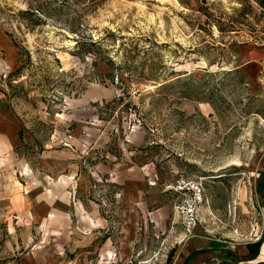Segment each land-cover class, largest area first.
<instances>
[{"label": "rangeland", "instance_id": "obj_1", "mask_svg": "<svg viewBox=\"0 0 264 264\" xmlns=\"http://www.w3.org/2000/svg\"><path fill=\"white\" fill-rule=\"evenodd\" d=\"M205 1L0 0V264H264V8Z\"/></svg>", "mask_w": 264, "mask_h": 264}, {"label": "crops", "instance_id": "obj_2", "mask_svg": "<svg viewBox=\"0 0 264 264\" xmlns=\"http://www.w3.org/2000/svg\"><path fill=\"white\" fill-rule=\"evenodd\" d=\"M259 56L260 59L258 60V62H256L257 65L252 61H248L244 65L247 72L254 77H260V74L262 72L260 61L261 59H264V53H259ZM260 79L262 78L260 77ZM4 107L6 106L0 105V135L5 137L11 147H17L22 143V138L20 135V121L19 118L15 115L4 116L3 113L9 112L8 109ZM52 161L53 160L51 155L50 161H48L49 164L44 166L45 170L43 173L46 175L48 181V192L46 193L45 199L39 202L35 201L36 203H33V207H31L32 205L29 206L31 207L30 214L33 221L43 223L50 229H56L59 226V221H72V217L70 218L69 216V211L71 209L70 199L72 197V191H70L69 187L70 185H79L80 178H77V171L75 178L64 174L66 173L65 171L68 168L66 163H62L61 161L59 163H56L58 165H54L52 164ZM71 171L72 169H70V172ZM39 172L42 171L39 170ZM93 215L95 216V214H89L87 212V215H81V219H93ZM79 228L83 233V231L85 230L83 229V226ZM89 228L93 227H87L86 231Z\"/></svg>", "mask_w": 264, "mask_h": 264}, {"label": "trees", "instance_id": "obj_3", "mask_svg": "<svg viewBox=\"0 0 264 264\" xmlns=\"http://www.w3.org/2000/svg\"><path fill=\"white\" fill-rule=\"evenodd\" d=\"M204 2H206L205 0H203ZM263 8H264V0H256ZM202 9H205L204 7H201V10ZM210 10H208V11H206L207 12V14L209 15V16H212L213 15V13H211V11L209 12ZM217 23H215L216 24V26H217V28L219 29V30H221L222 31V27H221V25H220V23L218 22V21H216ZM208 23H210V21H208ZM200 252V250L198 251V250H195L194 252H192L189 256H188V258L186 259V261H185V263L184 264H188V262L191 260V258L192 257H194L195 255H197L198 253Z\"/></svg>", "mask_w": 264, "mask_h": 264}]
</instances>
